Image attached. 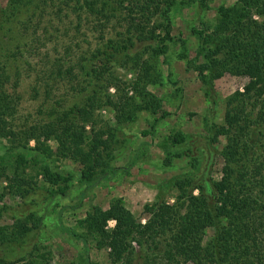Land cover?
Returning a JSON list of instances; mask_svg holds the SVG:
<instances>
[{
    "label": "trees",
    "instance_id": "16d2710c",
    "mask_svg": "<svg viewBox=\"0 0 264 264\" xmlns=\"http://www.w3.org/2000/svg\"><path fill=\"white\" fill-rule=\"evenodd\" d=\"M206 1L7 0L0 6V38L16 42L19 53L28 46V34L32 44L40 39L45 23L68 22L77 32L86 26L99 35L95 47L80 50L68 68L57 58L38 74L34 91L47 100L39 122H17L20 97L9 92L10 62L0 63V222L11 221L0 223V264H52L41 232L53 211L61 232L84 244L85 264H93L90 245L107 251L111 264H264V0L222 4L214 23L201 20L190 28L197 52L192 59L186 53L180 58L201 74L206 96L226 75L247 83L226 99L224 121L208 127L203 151L183 133L169 137L173 147L189 145L164 161L172 167L175 159L187 160L188 169L171 184L174 202L146 205L145 224L116 199L106 210L94 207L72 228L63 225L62 201L70 191L86 194L120 170L113 163L118 147L129 143L119 137L123 125L149 113L154 130L170 116L149 88L164 85L160 63L168 65L174 43L173 13L194 4L201 11ZM118 69L131 81H122ZM59 80L70 84L65 100L51 99ZM106 109L115 113L113 123L102 120ZM222 139L223 166L216 180L212 154L199 171L207 157L203 152L215 151ZM64 161L80 166L78 178L55 167ZM8 196L21 200L19 209L4 203Z\"/></svg>",
    "mask_w": 264,
    "mask_h": 264
},
{
    "label": "rangeland",
    "instance_id": "374dc122",
    "mask_svg": "<svg viewBox=\"0 0 264 264\" xmlns=\"http://www.w3.org/2000/svg\"><path fill=\"white\" fill-rule=\"evenodd\" d=\"M235 1L207 0L206 8L201 11L197 4L180 6L177 11L175 10L172 16L174 43L167 57L168 65L160 63L164 85L149 88V91L161 102L163 110L170 113V116L156 125L154 130L151 129L154 118L149 113H142L134 123L123 125L119 137L122 140H128L129 143L124 145L125 147H118L115 152L116 160L113 163L120 170L111 176V179L100 180V183L89 189L86 194L76 189L69 192L67 199L62 201L66 206L63 212L65 227H74L75 221L85 217L86 213L94 207L108 209L110 203L116 199H123L128 210L136 217H142L143 224L147 218L143 215L146 205L152 206L159 199L174 202L173 198L177 192L171 184L184 175L188 169L187 160L175 159L172 167H165L164 161L168 155L173 157L184 153L189 145L173 147L170 143L168 144L169 137L179 132L183 133L187 137H192L193 141L195 140L194 145L200 147V152L203 151L207 146L204 138L208 134V127L214 124L220 125L224 121L226 99L237 90L243 91L247 83L244 78L226 75L214 83L211 95L206 96L209 90L204 87L201 74L191 69L188 62L189 59L195 57L198 48V40L191 35L190 28L199 27L201 20L214 23L219 7L222 4L230 5ZM6 5L7 0H0L1 7H6ZM28 35L24 39L25 45L28 46H23L21 53L15 49L16 42L0 38V63L4 64L9 60L11 67L12 80L9 92L20 97L18 123L23 121L34 123L43 118L42 106L47 100L42 91L38 95L34 91L38 74L44 72L46 66L50 67L53 60L57 58L64 59L66 67L63 69L68 68L78 59L80 50L86 51L90 46L95 47L99 38L98 34L91 33L86 26L77 32L75 27L69 25L68 22L65 26L55 27L45 23L39 30L40 39L34 44H32V37ZM74 42H77L78 46L74 47L71 52H66L65 49L73 47ZM184 53L189 56L188 60L180 58ZM117 73L124 82L128 83L132 79V76L124 69H118ZM17 77L20 79L19 85L14 90L13 84ZM58 82V85L54 84L56 86L51 99L54 97V100L60 98L65 100L70 84L60 82V80ZM110 91L115 93L114 88ZM114 114L112 110H103L102 120L113 123ZM147 131H150L149 135L144 136L143 133ZM225 143L222 139L215 151L206 149L203 152V156L207 157L203 158L199 172L204 168L205 158H209L212 154L214 167H212L211 175L216 180L221 178L223 161L219 153ZM54 165L64 172L72 173L76 178L79 177V165L69 161ZM40 185L46 188L42 179ZM80 199L83 200L82 204ZM20 201L8 196L4 203L14 209H19ZM0 223L10 224L11 221L5 217ZM57 223V214L53 211L41 232V238L45 240L44 244L53 252L52 264H85L84 244L77 243L63 234ZM114 226L115 222L110 221L109 228ZM212 234L210 232L208 238ZM35 242H38V239ZM89 247V258L93 264H111L107 251H98L92 245Z\"/></svg>",
    "mask_w": 264,
    "mask_h": 264
}]
</instances>
